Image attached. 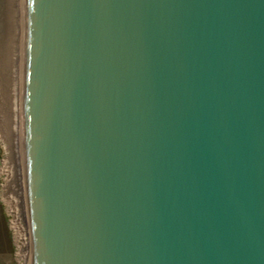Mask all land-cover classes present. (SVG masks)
<instances>
[{
	"label": "water",
	"instance_id": "95a60500",
	"mask_svg": "<svg viewBox=\"0 0 264 264\" xmlns=\"http://www.w3.org/2000/svg\"><path fill=\"white\" fill-rule=\"evenodd\" d=\"M32 264H264V0H32Z\"/></svg>",
	"mask_w": 264,
	"mask_h": 264
},
{
	"label": "bare ground",
	"instance_id": "6f19581e",
	"mask_svg": "<svg viewBox=\"0 0 264 264\" xmlns=\"http://www.w3.org/2000/svg\"><path fill=\"white\" fill-rule=\"evenodd\" d=\"M32 0H0V172L17 257L32 264L37 243L29 103Z\"/></svg>",
	"mask_w": 264,
	"mask_h": 264
},
{
	"label": "rangeland",
	"instance_id": "374dc122",
	"mask_svg": "<svg viewBox=\"0 0 264 264\" xmlns=\"http://www.w3.org/2000/svg\"><path fill=\"white\" fill-rule=\"evenodd\" d=\"M4 155V146L0 139V164ZM3 177L0 172V264H23L17 257V241L9 212L2 196Z\"/></svg>",
	"mask_w": 264,
	"mask_h": 264
}]
</instances>
